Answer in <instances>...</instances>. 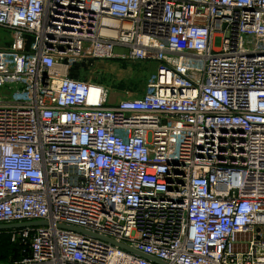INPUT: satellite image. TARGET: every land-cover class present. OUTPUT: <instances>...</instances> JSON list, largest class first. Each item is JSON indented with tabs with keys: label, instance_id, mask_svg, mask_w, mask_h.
<instances>
[{
	"label": "built area",
	"instance_id": "1",
	"mask_svg": "<svg viewBox=\"0 0 264 264\" xmlns=\"http://www.w3.org/2000/svg\"><path fill=\"white\" fill-rule=\"evenodd\" d=\"M0 28V223L47 222L10 264H264V0H0ZM99 61L148 90L70 74Z\"/></svg>",
	"mask_w": 264,
	"mask_h": 264
},
{
	"label": "rangeland",
	"instance_id": "2",
	"mask_svg": "<svg viewBox=\"0 0 264 264\" xmlns=\"http://www.w3.org/2000/svg\"><path fill=\"white\" fill-rule=\"evenodd\" d=\"M7 40V31L0 28V44L7 42ZM113 52L127 53V48L116 45L113 48ZM87 66L88 65L85 64L79 67L77 75L82 77H91L95 81L100 82L107 87H111L114 91L119 89L125 92L130 91L133 94H142L144 91L148 90L147 84L150 80H152L155 68V64L149 61L133 64L125 62L123 65V69L119 68V65L117 64H110L106 61H99L96 64L93 62V65L91 64L89 65V67ZM127 66H131V69L124 70V68ZM120 82H123L124 88H117V83ZM1 253L0 264H10L11 261L15 259L11 255H9V251L6 253Z\"/></svg>",
	"mask_w": 264,
	"mask_h": 264
},
{
	"label": "water",
	"instance_id": "3",
	"mask_svg": "<svg viewBox=\"0 0 264 264\" xmlns=\"http://www.w3.org/2000/svg\"><path fill=\"white\" fill-rule=\"evenodd\" d=\"M47 222L44 221V220H40V221H30V222H21V223H0V230H9V229H12V228H18V227H23V226H30V225H45ZM60 227H63V228H68V229H71V230H74V231H78V232H81V233H85V234H89V235H92V236H96V237H100V238H103V239H106L104 237H101L97 234H94V233H90L86 230H83V229H80V228H76V227H72V226H67V225H59ZM107 241H110L111 243L113 244H116L118 245L119 247L123 248V249H126V250H130L132 252H135L137 253L138 255L142 256V257H145L149 260H152L154 262H157L159 264H166V262L162 261V260H158L154 257H151L147 254H144V253H141V252H136L135 250L131 249L128 245L122 243V242H115V241H112V240H108Z\"/></svg>",
	"mask_w": 264,
	"mask_h": 264
},
{
	"label": "trees",
	"instance_id": "4",
	"mask_svg": "<svg viewBox=\"0 0 264 264\" xmlns=\"http://www.w3.org/2000/svg\"><path fill=\"white\" fill-rule=\"evenodd\" d=\"M77 72H78V65L74 66L70 74L74 77L83 78L82 76H78ZM117 88H124L123 82L117 83ZM20 250H21L20 246H18L17 243H14L10 240L9 230H0V254H2L1 252L6 253L9 251V255H11L13 258H20L21 257Z\"/></svg>",
	"mask_w": 264,
	"mask_h": 264
}]
</instances>
